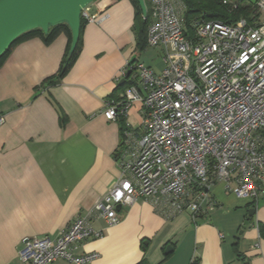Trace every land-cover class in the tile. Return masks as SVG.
Here are the masks:
<instances>
[{
    "label": "crops",
    "instance_id": "1",
    "mask_svg": "<svg viewBox=\"0 0 264 264\" xmlns=\"http://www.w3.org/2000/svg\"><path fill=\"white\" fill-rule=\"evenodd\" d=\"M90 7L91 14L105 17L86 23L80 54L59 83L47 81L66 54L65 34L51 44L37 37L18 43L0 67V109L5 113L0 126V264H21L25 239L58 236L114 185L121 173L116 152L123 130L118 117H105L106 101L124 90L118 86L125 84H120L121 72L128 62L142 61L156 72L163 68L160 48L137 46L130 0H97ZM150 49L162 59L159 70L144 60ZM141 113V104L135 103L124 115L126 130L141 132ZM212 194V208L235 213L247 263L264 264V196L251 205L220 184ZM250 208H255L251 217ZM120 216L114 225L95 221L104 235L78 249L99 253L88 264H136L143 256L150 264H234L236 253L223 230H234L230 217L218 223L208 210L193 220L188 209L168 219L143 198L122 207ZM168 244L173 250L165 254ZM52 264L75 263L58 259Z\"/></svg>",
    "mask_w": 264,
    "mask_h": 264
},
{
    "label": "built area",
    "instance_id": "2",
    "mask_svg": "<svg viewBox=\"0 0 264 264\" xmlns=\"http://www.w3.org/2000/svg\"><path fill=\"white\" fill-rule=\"evenodd\" d=\"M150 3L147 43L161 49L163 68L128 62L121 77L131 70V82L104 110L115 120L141 104V132L125 130L116 152L120 176L58 236L25 239L21 264L91 263L99 253L78 249L104 235L95 221L117 224L118 206L139 198L168 219L189 209L196 220L214 206L217 184L254 205L264 196V0L254 1L249 17L203 21L194 33L184 0ZM90 6L83 10L87 21L104 19ZM4 121L0 109V126Z\"/></svg>",
    "mask_w": 264,
    "mask_h": 264
},
{
    "label": "trees",
    "instance_id": "3",
    "mask_svg": "<svg viewBox=\"0 0 264 264\" xmlns=\"http://www.w3.org/2000/svg\"><path fill=\"white\" fill-rule=\"evenodd\" d=\"M111 2H117L118 0H110ZM135 8V26H136V34H137V46L139 49L143 50L147 46V33H148V26L150 24V10H151V3L150 0H146V5L148 8V17L144 18L141 7L139 5L138 0H130ZM246 0L239 1H232L227 0H184L185 5V12H184V19L187 28L191 33H194L195 27L198 23L207 21V20H221L224 22L232 23L236 22L240 17L251 16L255 11L256 8L253 6V2H245ZM87 19L82 16L81 19V32L80 37L78 40V44L70 54L71 42H72V34L69 26L67 24H59L54 27H51L47 33H45L42 29H34L31 30L21 36H19L4 52L2 56H0V67L5 62L11 51L14 47L27 39L30 38H40L45 44H51L60 34H65L68 38V43L66 46V54L60 64L58 73L51 78H48L47 82L51 84L59 83L61 78H63L73 67L75 64L80 51L82 49L83 39L82 33L84 27L87 23ZM136 61V60H135ZM134 60L131 63L135 62ZM131 81L129 79L126 80L124 85L118 86L119 89H124L127 85L130 84ZM118 97V96H116ZM62 120L66 119V115H61ZM124 115H118V119L122 123V133L126 130L125 127V119ZM216 204V203H215ZM251 205L253 203H250ZM202 217V216H200ZM264 230V224L260 226V231ZM143 248L147 250V246L143 243ZM236 258L242 261L243 264H247V258L244 253L238 250L237 246H235ZM136 264H150L149 260L146 256L137 262ZM249 264V263H248Z\"/></svg>",
    "mask_w": 264,
    "mask_h": 264
},
{
    "label": "water",
    "instance_id": "4",
    "mask_svg": "<svg viewBox=\"0 0 264 264\" xmlns=\"http://www.w3.org/2000/svg\"><path fill=\"white\" fill-rule=\"evenodd\" d=\"M97 0H0V56L21 35L34 30L42 29L45 33L51 27L67 24L71 30L72 42L70 54L75 50L81 32L83 10ZM143 17H148L146 0H138ZM127 71L126 77L120 81L124 84L131 74ZM121 209V206H118ZM255 213L250 208L248 216ZM245 224H248L246 221ZM243 230H240L237 239ZM173 247L168 244L165 254H169ZM248 264V263H247Z\"/></svg>",
    "mask_w": 264,
    "mask_h": 264
},
{
    "label": "rangeland",
    "instance_id": "5",
    "mask_svg": "<svg viewBox=\"0 0 264 264\" xmlns=\"http://www.w3.org/2000/svg\"><path fill=\"white\" fill-rule=\"evenodd\" d=\"M232 1H234V0H232ZM235 1L242 2V0H235ZM252 1H255V0H252ZM184 12H185V9H184ZM184 12H183V15H184ZM144 60L148 63H151V65L156 70H159L162 67V59H161L160 55H158V53L155 49H150L148 51V53L146 54V57H144ZM210 209H212V210H210ZM208 210H209V214L211 215V217L213 216L212 218H214L215 222L219 223L220 222L219 220L221 218L230 217V218H232L230 220V225H232L233 228L235 227V219H233L234 216H232L235 213L233 211H231V212H230V210L227 211L226 209H224L222 207H213V208L210 207ZM223 230H224V233L226 235L227 241L232 244L234 249H235V246H237L238 250L241 251L242 250L241 249L242 244H240L238 242V239H237V235L239 234L237 227L234 228V230H232L230 233H228L227 230H225V229H223ZM234 264H243L242 261H240L236 258V255H235V259H234Z\"/></svg>",
    "mask_w": 264,
    "mask_h": 264
}]
</instances>
